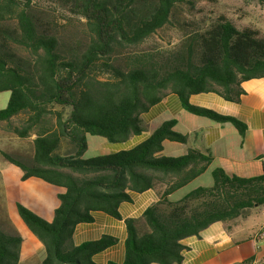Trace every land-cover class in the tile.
<instances>
[{"label":"trees","instance_id":"16d2710c","mask_svg":"<svg viewBox=\"0 0 264 264\" xmlns=\"http://www.w3.org/2000/svg\"><path fill=\"white\" fill-rule=\"evenodd\" d=\"M47 1L83 21L84 44L62 43L52 22L34 14L33 0H0V93H10L0 110V123L10 124L23 115L20 125H11L10 130L20 139L35 136L30 160L3 151L0 156L22 171V181L38 178L64 190L57 195L59 206L51 222L16 204L19 217L44 249L41 264H95L93 257L115 245L116 239L102 236L74 246V229L91 222L95 212L120 220L119 206L131 201L130 193L165 186L159 201L140 218L124 221L121 264H181L184 240L199 239L217 222L229 231L230 223L264 207V165L262 174L253 178L214 169L211 186L197 187L170 201L168 196L201 176L212 162L197 150L179 157L160 155L164 141L186 142L173 130L175 120L163 122L129 150L83 158L87 135L124 143L143 134L141 114L166 92L176 95L185 111L230 123L243 136V123L192 106L189 97L215 93L238 103L242 82L264 79V36L258 30L238 29L219 16L203 29L190 30L163 57L137 55L120 65L119 52L142 44L169 25L175 7L189 0ZM245 1L264 5V0ZM7 20L15 26L4 25ZM63 143L68 150L61 155L57 152ZM21 244L9 222L0 226V264H20ZM252 263L254 258L239 264Z\"/></svg>","mask_w":264,"mask_h":264},{"label":"crops","instance_id":"0c3cea01","mask_svg":"<svg viewBox=\"0 0 264 264\" xmlns=\"http://www.w3.org/2000/svg\"><path fill=\"white\" fill-rule=\"evenodd\" d=\"M240 88L243 93L238 103L225 101L215 93L191 95L189 103L243 123L246 126L243 136L230 123H217L185 111L178 97L166 92L156 105L141 114V121L146 127L143 134L131 136L124 143H110L96 139L95 151L109 154L129 150L143 142L163 122L175 120L173 130L185 136L186 142L179 144L164 141L160 155L179 157L189 150H197L212 159L210 166L201 176L208 172L211 175L214 169H221L226 175L239 178L259 176L264 165V79L244 81L240 84ZM34 138L33 135L28 138V143L27 140L22 142L12 133L10 127H5L0 131V151L10 155L11 153L22 155L24 154L22 147L32 143ZM88 146L87 135V149ZM30 154L29 151L28 155ZM22 174L19 168L0 156V207L3 209L4 220H7L22 238L20 264H41L44 249L19 217L16 204L23 205L38 217L51 222L54 211L59 206L57 195L64 190L38 178L22 181ZM187 186L168 196V199L176 202L183 198L189 192L172 200L173 196ZM164 189L165 186H158L140 194L130 193L131 201L119 206L120 220L101 212L93 213L91 222L81 223L75 227L72 244L79 246L99 240L102 236L114 238L115 245L96 254L93 261L95 264L109 262L121 264L124 260L126 239L124 221L140 218L148 207L159 201ZM229 226L228 231L223 223L217 222L205 229L199 239L184 240L186 250L183 252L181 264H239L249 258H254L256 263L264 258V241L253 239L255 233L253 231L264 227V207L236 219Z\"/></svg>","mask_w":264,"mask_h":264},{"label":"rangeland","instance_id":"374dc122","mask_svg":"<svg viewBox=\"0 0 264 264\" xmlns=\"http://www.w3.org/2000/svg\"><path fill=\"white\" fill-rule=\"evenodd\" d=\"M24 1V0H18ZM32 11L37 17H40L43 21H51L53 29L61 39L62 43H68L73 45L74 42L84 44L85 39V26L81 19L69 15L65 10L61 9L56 4L47 0H33ZM219 16H224L232 22V24L238 28H253L259 31L264 36V5H261L257 1H245V0H189V2L177 5L172 12L171 22L164 28L157 31L154 35L146 39L142 44L132 47L128 50H123L116 55V60L120 65L128 63V59L134 56L150 55L152 57H163L168 52L177 48L182 42L186 34L190 30L203 29L211 20L216 19ZM4 25L8 27H14L13 21H6ZM15 51L22 56H26V53L18 48H14ZM10 93H0V110L5 108L9 100ZM53 110L59 111L61 108L54 107ZM65 116L68 110H64ZM23 119V115L13 118L10 124L0 123V131L5 127L19 126ZM99 139L100 141H107L104 138L94 137L88 135V149L84 153L83 158H93L96 156L105 155L108 153H102L95 151L97 147L94 141ZM27 140L28 139H21ZM109 145V144H108ZM29 149V150H28ZM32 143L26 144L22 147V155L11 153L12 156L22 160H30L32 156ZM68 148L65 143L57 152L58 154H65ZM30 151V155L28 152ZM110 152V151H104ZM213 184V179L210 173L201 176L199 179L190 183L183 191L173 196L172 200H176L179 196L186 192H190L197 187H209ZM2 208L0 207V226L7 227V220L3 218ZM230 223L229 225H232ZM259 230H255L253 235ZM252 264H264V258L260 259L256 263Z\"/></svg>","mask_w":264,"mask_h":264},{"label":"built area","instance_id":"2783aa9c","mask_svg":"<svg viewBox=\"0 0 264 264\" xmlns=\"http://www.w3.org/2000/svg\"><path fill=\"white\" fill-rule=\"evenodd\" d=\"M255 241H264V227L260 228L259 231L253 235Z\"/></svg>","mask_w":264,"mask_h":264}]
</instances>
